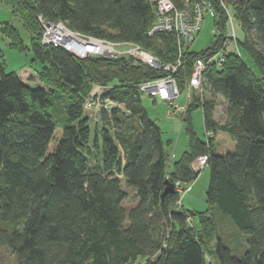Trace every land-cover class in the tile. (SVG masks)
Masks as SVG:
<instances>
[{
  "label": "trees",
  "instance_id": "obj_1",
  "mask_svg": "<svg viewBox=\"0 0 264 264\" xmlns=\"http://www.w3.org/2000/svg\"><path fill=\"white\" fill-rule=\"evenodd\" d=\"M1 1L29 32L41 82L32 86L17 72H5L0 55V247L13 254L14 264H211L209 251L219 264H264V0H225L243 31L239 53L230 44L220 65L206 67L203 101L194 96L181 115L188 148L173 160L171 140H164L148 117L138 88L165 76L164 70L129 56L79 57L40 42L38 16L83 35L132 41L148 50L156 43L160 62H173V34L148 35L152 3ZM218 10L210 45L185 48L173 72L180 86L193 60L221 44L226 19ZM9 27L2 32L10 47L18 48L23 40ZM95 84L102 86L101 99L115 106L88 112L85 99ZM205 91L224 100V121L215 119L216 101ZM197 107L204 134L210 132L205 139L191 126L190 113ZM88 113L96 123L93 138ZM218 132L234 142L232 150L216 151ZM201 154L208 156L209 209L217 208L246 235L240 255L221 237L214 250L209 248L217 227L209 210L198 212L195 226V213L183 208L177 187L163 194L166 180L187 189L198 175L190 163Z\"/></svg>",
  "mask_w": 264,
  "mask_h": 264
},
{
  "label": "built area",
  "instance_id": "obj_2",
  "mask_svg": "<svg viewBox=\"0 0 264 264\" xmlns=\"http://www.w3.org/2000/svg\"><path fill=\"white\" fill-rule=\"evenodd\" d=\"M153 4L155 15L148 29V35L152 36L158 32H170L174 36V42L177 49V58L172 64L162 66L156 63V58L151 56L145 48L132 41H111L105 38L83 35L70 30L62 21H47L38 16V20L43 27L40 42L44 45H61L67 50L75 53L79 57L86 56H129L137 62L145 64L170 74L151 80H145L138 84L141 96H150L166 104V114L169 117H177L185 113L187 105L193 97L199 98L202 102L205 89L204 71L206 67L216 64L220 65L225 57L230 42H234V52L239 53L238 38L235 33L236 17L228 3L225 0H148ZM225 15L226 30L223 40L219 47L206 56L196 57L192 64L189 76L183 82V86L177 82L171 74L181 64L180 57L186 49H191V42L199 32L204 17L208 13H213L214 19H218L220 11ZM84 46L81 53L75 52L70 45L74 43ZM75 46V45H74ZM76 47V46H75ZM127 47V49H124ZM102 86L93 85L91 91L85 99V108L87 110H96L103 105L105 108H111L116 105L115 101L104 98L101 99ZM182 97V99H180ZM210 132H205V138ZM208 156L201 154L196 156L190 163L192 169L196 170L206 166ZM177 190L183 192L179 186V181H175Z\"/></svg>",
  "mask_w": 264,
  "mask_h": 264
},
{
  "label": "rangeland",
  "instance_id": "obj_3",
  "mask_svg": "<svg viewBox=\"0 0 264 264\" xmlns=\"http://www.w3.org/2000/svg\"><path fill=\"white\" fill-rule=\"evenodd\" d=\"M214 16L213 13H208L202 22V26L199 32L196 34L195 39L191 42L190 46L195 51H200L204 49L214 40V36L218 31L217 28L213 24ZM40 23V22H39ZM12 25L15 27L21 39L23 40L22 44L20 41H17L19 44L18 48L10 47L9 41L6 33L2 32L3 27L6 30H11L9 27ZM41 25V24H40ZM42 31L43 27L41 25ZM42 31L40 34V40L42 37ZM235 33L238 39H242L243 31L240 28L239 22L237 19L235 20ZM29 32L23 28L21 21L18 16L12 13L11 6L0 0V55L3 60V67L5 72L15 71L17 72L22 80H24L29 85L35 86L37 84H41L38 78L37 68L40 66L39 62L32 60V52L29 48ZM157 47V44L154 43ZM234 42L231 41V49L234 48ZM154 46V47H155ZM155 47V49H156ZM66 49V48H65ZM127 49V47H124ZM155 49L153 46L147 50L148 53H151V56L156 58V63L159 65H168L173 62L162 63L160 62L157 54H155ZM176 49V48H175ZM73 53V52H72ZM75 54V53H74ZM76 55V54H75ZM97 56V55H96ZM243 56L246 61L250 63V60L247 56H245L243 52ZM160 57V56H159ZM176 58H177V49H176ZM182 59V55L180 60ZM145 63V62H141ZM181 63V62H180ZM166 75L170 74L169 71H165ZM173 75V73H171ZM165 75V76H166ZM184 82V81H183ZM205 87V86H204ZM91 91V89H90ZM89 91V92H90ZM205 97L212 99V97L216 101V112L215 119L219 122H222L226 119L225 115V102L220 96L210 95L207 91H205ZM182 99V97L180 98ZM142 105L146 109L147 115L150 119H154L156 123L159 125L162 131V137L164 140H171V159H176L180 156V154L188 148L187 141L188 135L186 133V124L182 120L181 114L177 117H169L166 114V104L159 100L153 101L150 96L144 95L142 97ZM89 113L93 112V110H89ZM186 112V111H185ZM89 126L91 129L92 138L95 135L96 123L92 119V116L89 115ZM190 121L193 130L197 133L198 136L205 139L204 134V126H203V115L201 107H197L193 109L190 113ZM216 151L222 152L227 150H232L234 146V142L225 134L224 132H218L215 136L214 140ZM195 173H198L196 180L187 185V189H184L181 195L182 206L185 210H192L194 215H192L191 222L193 225H199L198 212L203 211L206 213L209 210L208 215H212L215 223L217 224L215 235L212 239L209 240V248L214 250L216 245V238L221 237L223 242L229 246L234 255H240L243 250L247 246L246 235L238 230L233 221L226 215L220 213L217 208L209 209V206L206 202V188L209 183L210 172L208 167H203L196 170ZM185 184V186H187ZM183 188L182 186L180 187ZM206 210V211H205ZM197 211V212H195ZM208 258L211 264H219L218 259L215 256L214 252L207 253ZM15 259L13 254L6 248L0 247V264H14Z\"/></svg>",
  "mask_w": 264,
  "mask_h": 264
},
{
  "label": "water",
  "instance_id": "obj_4",
  "mask_svg": "<svg viewBox=\"0 0 264 264\" xmlns=\"http://www.w3.org/2000/svg\"><path fill=\"white\" fill-rule=\"evenodd\" d=\"M74 45L76 47H78L79 49H84V46L77 44L76 42L74 43ZM175 190V185L173 182L166 180L165 181V188L163 191V194L167 193V192H173Z\"/></svg>",
  "mask_w": 264,
  "mask_h": 264
},
{
  "label": "bare ground",
  "instance_id": "obj_5",
  "mask_svg": "<svg viewBox=\"0 0 264 264\" xmlns=\"http://www.w3.org/2000/svg\"><path fill=\"white\" fill-rule=\"evenodd\" d=\"M71 48L75 51L78 52L79 54L82 52L81 49H79L78 47H75L74 45H70ZM151 67V66H150ZM153 68V67H152Z\"/></svg>",
  "mask_w": 264,
  "mask_h": 264
},
{
  "label": "crops",
  "instance_id": "obj_6",
  "mask_svg": "<svg viewBox=\"0 0 264 264\" xmlns=\"http://www.w3.org/2000/svg\"><path fill=\"white\" fill-rule=\"evenodd\" d=\"M152 99H153V101L156 100V99H154V98H152ZM163 104H164V103H163ZM215 112H216V109H215ZM215 112H214V117H215ZM170 152H171V151H170ZM181 154H182V153H181ZM181 154H180V155H181ZM170 158H171V155H170ZM195 180H196V179H195ZM195 180H194V181H195ZM194 181H193V182H194Z\"/></svg>",
  "mask_w": 264,
  "mask_h": 264
}]
</instances>
